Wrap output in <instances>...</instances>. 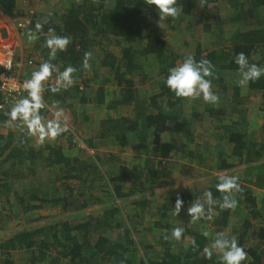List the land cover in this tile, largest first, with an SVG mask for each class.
<instances>
[{
	"label": "trees",
	"instance_id": "trees-1",
	"mask_svg": "<svg viewBox=\"0 0 264 264\" xmlns=\"http://www.w3.org/2000/svg\"><path fill=\"white\" fill-rule=\"evenodd\" d=\"M200 2L204 5L201 11L208 12L207 19L203 21L199 18ZM176 7L180 11L179 21L188 19L184 27L191 36L186 38L184 45L188 46L192 40L195 42V51L189 54L197 60L207 59L213 65L210 77L212 86L215 82L222 84L223 78L219 74L224 71L239 73L234 63L239 52L245 53L250 64L264 68V17L259 16L260 11L264 10V0H177ZM0 10L8 15L20 12L17 0H0ZM45 20L47 23H44ZM174 20L167 18V27L176 29ZM37 22L44 24L32 51L38 66L47 59L48 50L43 43L45 36L49 35L48 29L53 28L57 35L70 36L71 43L67 51L58 53L52 63L61 71L69 64L77 68L75 83L66 91L53 94L48 91L53 83L45 82L46 104L49 106L53 101L65 104V97L71 95L72 91L81 92L85 86H89L91 80L87 79V74L92 73L94 80L104 78L103 83L120 88L121 99L114 97L112 104L132 106L133 115L100 120L96 137L121 142L132 137L140 147L150 145L151 156L143 164L137 165L124 162L112 152L83 159L66 156L62 146L51 143L46 146V154L25 146L13 148L1 158L13 139V136H9V141L0 150V198L6 196V201L10 203V198L14 197L24 203V191L14 190L6 180L9 177L26 178L20 167L24 163L36 164L43 159L47 168H57L55 179L61 189L68 191L67 195L53 201L62 203L63 210L67 211L71 204L76 210L86 209L90 205L88 198L99 202L101 198L93 196V190L99 183L110 188L113 202L103 212L88 214L73 222L60 221L43 226L42 217L28 219L10 238L0 242V255H6L0 260L3 262L1 264H14L11 255L19 251L23 252L29 264H63L64 260H67L65 264H219L214 255L205 258L203 249L210 245L209 240L188 226L191 217L187 214L190 199L202 200L205 190H211L215 198H220L221 194L214 187L216 179L209 181L203 189L191 186L186 191L177 192L160 207L152 226L143 227L150 231L167 228L169 231L173 222H182L185 230L183 236L191 238L188 246L175 252L165 242L161 248L157 247L160 249H157V253L150 255L151 248H154L152 243L138 241L133 235L135 228H132L133 223L138 222L136 217H140L149 204L145 199L148 192L165 187L164 179L178 165H183L177 159L179 150L175 151L173 143L161 139L167 126L179 123V127L188 129L202 120L204 114L213 120L221 140L231 145L228 151L225 145L220 144L215 156V168L220 171L236 168L243 171V177L238 180L240 191L235 193L237 206L224 210L213 207L210 211L217 213L212 223L223 228L234 227L231 221L234 215L244 218L241 224L232 227V233L237 235L239 245L248 253L245 264H264V140L252 138L246 129H242L247 106L244 108L243 97H240L241 87L232 84L235 97L224 107L205 104L197 111L196 105L192 112L186 113L185 99L176 98L165 86L164 80L168 68L181 63L189 54L172 47L167 39V28L159 20L155 6L146 4L145 0H67L61 9L33 17L28 31L34 29ZM198 24L201 25L199 31ZM199 33L216 39L207 44L198 39ZM112 46L120 48L119 56L112 53ZM86 52L91 56L88 60L90 67L85 70L81 65ZM141 57H154L158 64L156 87L149 90L150 93H141V87L147 85L149 79H154L145 74L144 63L139 61ZM106 72L110 76H106ZM139 74L141 77L137 78ZM245 87L259 93L264 108V76ZM106 90L104 84L98 87V102L106 103ZM49 110L48 107L42 110V115ZM235 113L239 119L224 122ZM0 118L1 136L2 126L7 125L6 112L0 113ZM69 140L73 141L71 137ZM89 143L93 146L92 141ZM187 152L190 159L202 158L201 155L195 156L193 150ZM188 169L193 170V167ZM178 197L183 201V207L179 215H174V204ZM29 198L39 203L32 204L28 210L42 208V204L48 202L39 199L36 194ZM127 198H141L133 202L135 206L142 207V212L135 211L133 216L127 214L124 217V206L117 201ZM252 220L257 223L259 220V223L252 224ZM193 240L198 247L192 246ZM140 248L144 254L137 259Z\"/></svg>",
	"mask_w": 264,
	"mask_h": 264
},
{
	"label": "rangeland",
	"instance_id": "rangeland-1",
	"mask_svg": "<svg viewBox=\"0 0 264 264\" xmlns=\"http://www.w3.org/2000/svg\"><path fill=\"white\" fill-rule=\"evenodd\" d=\"M67 0H17L18 10L14 15H7L10 18L6 17L3 14V22L6 20L7 29L9 30V36L6 38L7 41L12 43V46L20 50L23 54H32L34 51L37 40L29 42L27 38V31H19V21L23 24L24 22H30L33 17H39L40 15H46L52 10H59L64 6V2ZM204 5L202 2L199 3V18L201 21L207 19V11H201ZM180 12V11H179ZM228 12V11H227ZM232 13V10L229 11ZM179 15L175 18L176 29H171L168 26L166 20L161 21L163 26H165L167 32V39L175 50L183 51L185 54L193 53L195 51V42L192 40L188 46L184 45L186 38L191 36L190 32L185 29L184 23L188 19L179 21ZM259 16L264 17V10H261ZM18 18L16 22L12 21L11 18ZM11 20V21H9ZM19 20V21H18ZM201 25L198 24L197 30H200ZM198 39L202 42L209 44L211 41H215L216 37H211V35L206 34H197ZM189 39V38H188ZM112 53L115 56H119L120 48L118 46L111 47ZM139 61L144 63L145 74L153 76L154 79H149L146 83L147 85H142L141 93H147L149 90H153L155 86V81L157 79L158 64L154 57H141ZM142 73V72H141ZM109 73L106 72V76ZM87 79L91 80L89 86H85L81 92L72 91L71 95L66 96L65 104L61 101H53L49 103V111L44 112V118L51 119L52 113L58 108L63 109L65 118L69 127V131L58 136L54 141H45V143H38L36 138L29 137L25 133H22L21 130L15 126L13 123L11 126L9 124L3 125L1 128L0 136V150L7 144L9 141V136H13L11 142L8 145V148L4 151L2 157H5V154H8L16 147H32L39 150H42L44 154L47 153L46 146L48 144H58L62 146L64 153L69 157H80V158H95L100 153H115L122 159L124 162H128L131 165L143 164L144 161L151 156L150 154V145H145L140 147L139 144L133 140L132 137L127 138L121 141H115L114 139H101L96 137L97 135V125L100 120L117 118L119 116H132V106L125 104H115L113 105L112 99L119 98L120 88L113 84L103 83L104 78L101 80H94L92 78V73L87 74ZM110 76V75H108ZM218 76V75H217ZM223 79L222 84L215 82L212 86V90L218 95L219 102L216 105L207 104L208 106L214 107H224L229 102L233 101L235 97L233 94V83L237 86L240 79V74L237 72H222L219 74ZM141 75H137V78H140ZM106 87V93L108 94L105 97L106 103L111 107H108L106 103H100L97 101V89L100 85ZM241 87V96L244 100V108L246 107L247 111L244 112L243 118V128L247 130V134L256 138L257 140H264V108L262 105V99L259 93L250 91L245 86ZM82 88V87H81ZM150 93V91L148 92ZM72 94H74L72 96ZM121 97V96H120ZM247 98V99H246ZM112 100V101H111ZM111 102V103H110ZM206 103L202 99L196 100H187L185 99L184 110L186 113L192 112L194 106L197 107V111L205 106ZM70 105V106H69ZM244 110V109H243ZM208 115H203L202 120L195 123L190 128L179 127V123L169 124L162 134V141H167L173 143L174 150H179L178 161L184 165V168L177 166L172 170V174L167 176L164 180L165 187L156 191H149L145 199L148 200L149 204L146 206L145 211L141 206H135V200L141 198H127L126 200H118L122 203L124 208V217L128 215L133 216L135 211L142 212V215L137 216L136 220L138 222L133 223L132 228L134 238L138 241L142 240L144 244H151L154 247L151 248L152 253L150 255L157 253V249L162 247V244L167 242L169 247L173 251H178L181 248H184L190 243V236H183L180 241H175L172 239H165V236L168 235L174 227H183V223L175 221L170 226V230L167 229H153V231L145 230L143 227H151L153 222L157 220L158 210L160 207L171 197L175 196L179 191H186L191 186L197 187L198 189H203L207 183L211 180L216 179L219 175H232L237 176L239 179L243 177V171L236 168L231 170H217L215 168V156L217 154L220 144L225 145V148L230 151L231 145L227 141H222L218 133V129L214 126L213 120ZM239 115L237 113L232 114L224 120L228 122L229 120H236ZM239 119V118H238ZM242 124V123H241ZM240 128V126L238 127ZM70 134V135H69ZM72 138L71 142L69 138ZM191 137L193 140H191ZM92 141V145H90ZM193 150L196 152L194 155H201L202 158H188L187 151ZM173 151V153L175 152ZM188 166L193 167V170L188 169ZM30 168H29V167ZM24 170L26 178L18 179L15 177H9L6 181L14 190H23V196L25 197V202L20 203L11 197L10 203L6 201V196L0 198V242L10 238L20 226L25 225L28 219H33L37 217H42L41 225H51L60 221H69L73 222L80 217L86 216L88 214L97 215L104 211L105 208L112 205V198L110 196V188L103 183L97 184L96 188L93 190V196L101 198L99 202L95 203V199L88 198L89 206L86 209H74L73 204L69 205V209L63 210L62 203L53 202L57 197H61L68 194L64 188L61 189L59 182L56 181L55 177L57 176V168H47L43 159L37 161L36 164L24 163L20 167ZM188 170L184 173L183 171ZM258 191L257 189H255ZM36 194L39 199H46L48 202L42 204V208H33L28 210L32 204L39 203L38 200H32L30 195ZM236 196V194H235ZM116 200V199H114ZM196 200L194 198L190 199L189 208ZM262 202V200H260ZM121 204V205H122ZM246 212V211H245ZM216 211H210L204 218L201 220L189 222V227L197 230L199 232L208 231L210 233L209 244L214 238L215 233L223 232L225 235L231 237L237 235L233 234V228L241 224L244 218H241L237 215L232 217V225L228 227H218L213 225V217L216 216ZM248 219L250 218L249 214H245ZM251 219V218H250ZM259 223V220H258ZM257 221L252 220V224L257 225ZM233 227V228H232ZM185 231V230H184ZM184 233V232H183ZM239 234V233H238ZM163 236V237H161ZM156 247V248H155ZM159 247V248H157ZM143 248V247H142ZM160 250V249H159ZM158 250V251H159ZM137 259L144 254L143 250L140 248L138 251ZM217 258L216 254H213ZM6 255H0V260L2 261ZM16 264H29L27 258L24 257L23 252L19 251L16 255H11ZM28 257V255H27ZM147 257V255H146ZM14 262V263H15ZM3 262H0V264ZM65 264V263H63Z\"/></svg>",
	"mask_w": 264,
	"mask_h": 264
},
{
	"label": "clouds",
	"instance_id": "clouds-1",
	"mask_svg": "<svg viewBox=\"0 0 264 264\" xmlns=\"http://www.w3.org/2000/svg\"><path fill=\"white\" fill-rule=\"evenodd\" d=\"M148 5H154L159 14V20L164 21L171 17L175 19L179 15L176 7L177 0H145ZM47 23V20L44 21ZM44 24L37 22L34 29H29L27 38L31 43L39 38L42 34ZM49 35L45 36L43 47L47 52V59L34 69L30 78L22 84V90L26 94L16 100L9 111L6 113V124L10 126L14 123L22 133L29 137L36 138L38 143L43 144L45 141H54L58 136L67 133L68 127L63 109H57L52 113L51 119H45L42 110L46 109L43 99L45 91V82L49 81L55 74V83L48 87V91L55 94L66 91L75 83V73L77 68L72 65L63 67L59 70L52 63L57 58L58 53L66 52L71 37L68 35H57L55 29H48ZM91 53L86 52L81 67L88 69L90 67L88 60ZM11 53L9 60L0 64L6 69H11ZM234 63L238 66L240 79L238 84L242 87L247 86L249 82H255L264 76V68L256 64H250L247 56L243 52L236 54ZM212 69L211 61L207 59L197 60L194 55H187L183 61L175 66L169 67L167 76L164 80L165 86L178 99L196 100L202 99L204 103L216 105L219 102L218 95L212 90ZM239 178L232 175H219L216 177L215 190L221 194L217 199L213 196L211 190H205L202 194V200L197 199L187 214L193 222L204 218L208 211L213 207L224 209H235L237 200L235 193L240 191ZM183 207V201L178 197L174 204V215H179ZM184 229L174 227L171 232L165 236V239L180 241ZM208 238L210 233L203 231L201 233ZM194 248L198 247L195 240L192 241ZM205 258H211L215 253L219 264H245L248 259V253L244 247L239 245L235 236H227L223 232H217L211 240L210 245L204 249Z\"/></svg>",
	"mask_w": 264,
	"mask_h": 264
},
{
	"label": "built area",
	"instance_id": "built-area-1",
	"mask_svg": "<svg viewBox=\"0 0 264 264\" xmlns=\"http://www.w3.org/2000/svg\"><path fill=\"white\" fill-rule=\"evenodd\" d=\"M3 14L10 18L7 16L8 14L0 10V64L8 61L9 53H11L10 60L12 68L6 69L0 65V113H7L16 100L26 95L21 86L26 79L30 78L31 72L38 68V64L33 54H23L15 45L12 46V43L7 41L8 39L6 40L9 36V30L7 29L6 20L3 22ZM17 19L16 17L11 18L14 22H16ZM29 24V21L23 24L19 21V31H27ZM49 82L55 83L54 75ZM46 106L49 108L47 104Z\"/></svg>",
	"mask_w": 264,
	"mask_h": 264
},
{
	"label": "crops",
	"instance_id": "crops-1",
	"mask_svg": "<svg viewBox=\"0 0 264 264\" xmlns=\"http://www.w3.org/2000/svg\"><path fill=\"white\" fill-rule=\"evenodd\" d=\"M63 263H67V260H64V262H63ZM14 264H16V262H15Z\"/></svg>",
	"mask_w": 264,
	"mask_h": 264
}]
</instances>
